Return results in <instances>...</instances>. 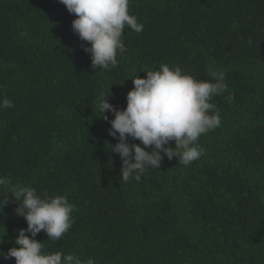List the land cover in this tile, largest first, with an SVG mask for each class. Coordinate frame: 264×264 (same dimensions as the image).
<instances>
[{"label":"trees","instance_id":"16d2710c","mask_svg":"<svg viewBox=\"0 0 264 264\" xmlns=\"http://www.w3.org/2000/svg\"><path fill=\"white\" fill-rule=\"evenodd\" d=\"M128 10L143 30L125 26L117 66L94 70L83 51L91 45L59 0H0V99L13 103L0 108V177L74 205L59 240L35 237L45 254L96 264H264V0H130ZM161 64L210 82L211 71L224 72L227 91L211 101L221 124L200 136L204 154L190 165L165 156L139 182H122L111 152L118 141L97 97L125 109L131 79ZM8 201L4 253L27 228Z\"/></svg>","mask_w":264,"mask_h":264},{"label":"clouds","instance_id":"9594fccd","mask_svg":"<svg viewBox=\"0 0 264 264\" xmlns=\"http://www.w3.org/2000/svg\"><path fill=\"white\" fill-rule=\"evenodd\" d=\"M59 3L76 17L72 21L73 32L91 45L83 51L91 54L94 70L117 66L118 52L126 51L122 35L125 26L137 33L144 27L136 16L129 14L130 0H59ZM144 73L146 78L131 79L134 87L126 96L125 109L117 110L102 92L96 101L100 117L110 123L109 135L118 141L110 146L111 152L122 160V182L132 179L139 182L148 169H159L165 156L190 165L204 154L197 144L200 136L221 124L219 111L211 101L227 91L224 72L211 71L215 82L197 80L179 66L170 68L166 64ZM12 107L7 97L0 99V108ZM108 112L115 118L109 121L105 114ZM129 139L140 144L129 143ZM171 141L175 142V148L168 147ZM0 189L10 193L0 195L3 197L0 207L4 208L9 197L14 198L16 215L27 222V228L19 230L15 246L7 253L0 252V257L14 258L15 264H96L91 258L82 261L75 254L59 251L45 254L43 243L35 239L43 231L48 239L59 240L72 227L74 205L66 196L42 198L35 188L12 185L7 177H0Z\"/></svg>","mask_w":264,"mask_h":264}]
</instances>
